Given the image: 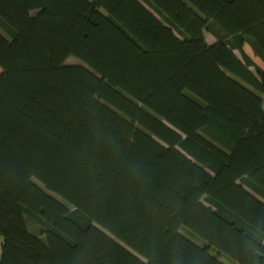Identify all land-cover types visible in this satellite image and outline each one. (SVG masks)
Returning <instances> with one entry per match:
<instances>
[{"label": "trees", "instance_id": "16d2710c", "mask_svg": "<svg viewBox=\"0 0 264 264\" xmlns=\"http://www.w3.org/2000/svg\"><path fill=\"white\" fill-rule=\"evenodd\" d=\"M244 43L264 0H0V264H264Z\"/></svg>", "mask_w": 264, "mask_h": 264}, {"label": "rangeland", "instance_id": "374dc122", "mask_svg": "<svg viewBox=\"0 0 264 264\" xmlns=\"http://www.w3.org/2000/svg\"><path fill=\"white\" fill-rule=\"evenodd\" d=\"M153 13H155L154 12V10L151 8V7H148ZM156 14V13H155ZM157 15V14H156ZM160 18V17H159ZM161 19V18H160ZM205 39H206V42L207 43H213L214 41H215V39H214V37L211 35V34H209V33H205ZM243 49H244V52L247 54V56L249 57V59L252 61V62H254L257 66H259V67H261L262 69H264V62L262 61V59L259 57V56H257L254 52H253V50L251 49V47L249 46V44L248 43H244V45H243ZM234 53L239 57V58H241V55L239 54V52L238 51H234ZM66 64H81V62L78 60V59H76L75 57H69L67 60H66ZM250 69L252 70V71H254V68L253 67H250ZM263 98V97H262ZM263 100H264V98H263ZM36 182H38L37 180H35ZM38 184L41 186V187H43V185L41 184V183H39L38 182ZM60 199V198H59ZM29 227H30V229L33 231V232H37V230H36V228H35V226L33 225V224H31V223H29ZM187 237H189V235L188 234H186V233H184ZM225 260V262H227L226 261V259H224Z\"/></svg>", "mask_w": 264, "mask_h": 264}, {"label": "crops", "instance_id": "0c3cea01", "mask_svg": "<svg viewBox=\"0 0 264 264\" xmlns=\"http://www.w3.org/2000/svg\"><path fill=\"white\" fill-rule=\"evenodd\" d=\"M150 10V9H149ZM151 11V10H150ZM2 237H1V235H0V252H1V247H2Z\"/></svg>", "mask_w": 264, "mask_h": 264}]
</instances>
